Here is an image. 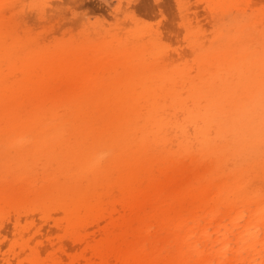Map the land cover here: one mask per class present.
<instances>
[{"label": "rangeland", "instance_id": "obj_1", "mask_svg": "<svg viewBox=\"0 0 264 264\" xmlns=\"http://www.w3.org/2000/svg\"><path fill=\"white\" fill-rule=\"evenodd\" d=\"M0 264H264V0H0Z\"/></svg>", "mask_w": 264, "mask_h": 264}, {"label": "bare ground", "instance_id": "obj_2", "mask_svg": "<svg viewBox=\"0 0 264 264\" xmlns=\"http://www.w3.org/2000/svg\"><path fill=\"white\" fill-rule=\"evenodd\" d=\"M83 148V144H82V142H77L76 144H74V146L72 147V150L74 151V152H78V151H80L81 149ZM248 235V237L249 238H251V234H247Z\"/></svg>", "mask_w": 264, "mask_h": 264}]
</instances>
